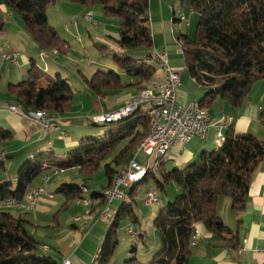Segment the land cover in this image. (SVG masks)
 <instances>
[{"label": "trees", "instance_id": "16d2710c", "mask_svg": "<svg viewBox=\"0 0 264 264\" xmlns=\"http://www.w3.org/2000/svg\"><path fill=\"white\" fill-rule=\"evenodd\" d=\"M55 1L0 0V5L19 15L24 30L40 51H48L49 55L51 50L57 54L65 49V42L48 24L46 17V9ZM66 1L86 7L99 5L107 17L118 20L119 31L115 43L120 52L114 53L113 60L123 75L135 80V83H123L122 76L114 71L96 70L90 78L81 77L93 96L104 99L128 88H135L137 93L148 89L152 91L150 83L157 80L154 79L157 67L147 64L152 57L148 0ZM180 2L197 15L195 37L184 34L177 37L187 74L196 84L207 89L196 105L206 110L216 98H220L239 108L253 84L264 80V0ZM3 28L0 10V32ZM135 50H141V56L132 55ZM7 91L27 115L44 112L56 117L68 111L73 98L72 88L66 79L56 75L53 80L43 83L42 71L33 62L27 78L17 84H9ZM143 112H146V108L142 107L112 122L123 124L101 138L82 139L73 150L61 156L53 152L33 156L19 166L14 182L0 183V264H57L50 256L38 253L37 241L26 230L28 222L21 216L14 217L3 211V204L8 200L23 201L32 182L40 175L43 177L56 171L55 175L71 169L79 174H92L112 157L105 165L107 185L101 192L89 193L91 201L99 200V204L105 205L103 191L111 188L136 147L151 131L152 120ZM112 123L96 125L89 121L93 126ZM259 123L264 128V104ZM9 136V132L0 129V141L7 140ZM263 159L264 142L250 133H236L230 125L223 141L215 149L200 152L182 169L161 172V181H156L157 186L163 190L164 185L172 183L177 188V194L171 202L159 207L153 219L158 250L148 263H140L135 258L136 244L131 241L130 257L123 264H188L197 224H202L207 232L221 239L225 247L236 249L237 237L218 216L217 203L221 197L227 198L232 213L236 216L241 214L247 205L252 176ZM160 160L158 166L163 164ZM4 170L0 161V173ZM158 173H147L142 182L148 177L154 178ZM135 186L130 187L131 190L129 188L128 197ZM82 187L87 190L85 185H60L55 194L65 198L62 207L73 200L85 199L82 197L85 195L81 192ZM125 216L137 222L132 206L120 203L97 251V264L109 262L117 245L119 222ZM141 237L137 234L139 240Z\"/></svg>", "mask_w": 264, "mask_h": 264}, {"label": "crops", "instance_id": "0c3cea01", "mask_svg": "<svg viewBox=\"0 0 264 264\" xmlns=\"http://www.w3.org/2000/svg\"><path fill=\"white\" fill-rule=\"evenodd\" d=\"M2 6L3 5H0V10L2 11L4 28L0 32V104L2 106H17L20 105V103L13 96L8 94V85L24 81L27 78V72L32 62L41 70L35 60L37 56L44 64H54L55 58L59 53L49 54L46 58L43 57L44 59H42V55L40 57V49L30 35L24 30L20 20ZM181 16L184 17L182 21L180 20ZM148 18L152 35V52H165L169 67L172 70L181 71L180 84L176 90L177 104L187 105L190 103H198L207 89L196 84L186 73L185 68H182L180 61H183V57L180 45L177 42V37L180 34L187 35L188 33L187 36L192 38L194 20L196 21L197 17L190 8L181 4L180 0H148ZM96 25L97 24L94 26ZM77 26L78 25H74V27ZM117 38L118 35H116V39ZM64 48L66 51L69 48L68 44H65ZM14 53H17L15 62L11 59ZM43 74L44 71H42V75ZM119 74L123 76L122 72ZM161 78L162 74L158 69L155 72L154 79ZM64 79L68 81L66 77H64ZM78 79L80 80V78ZM124 83L134 84L135 80L126 79ZM136 92L137 90L135 88H128L119 91L116 95L99 99L93 96L87 89L79 92L73 90V98L68 111L55 117L59 129L49 131H45L36 121L12 113L4 107H0V129L9 132L10 135L7 140L0 141V161L3 163L4 168H8L4 170V172L8 170V174L6 173L7 177L0 173V183L11 181L10 173L12 167L14 166L18 170L19 166L24 161L33 156L48 152H53L55 155H62L75 148L82 139L98 136V131L87 129L84 126V122L89 123L87 116L108 113L113 109L119 108L125 104L129 96L135 95ZM138 94L150 96L152 95V91L148 89L136 95ZM263 104L264 80L253 84L247 98L239 108H234L226 101L216 98L212 106L206 109L209 117V130L206 140H193L184 149L173 146L167 152L169 155L166 159L171 161V164L174 163L173 165H175V168L179 167L177 169H182V167L194 160L200 152L214 149L212 147L213 142L218 146L216 142L217 136L220 135L223 138L226 129L230 125L233 126L236 133H250L264 142V128L259 123V114ZM229 117H233L231 123L228 121ZM218 126L220 128H218ZM139 156L140 155L135 159ZM132 158L130 160H132ZM152 158L153 157H151V159ZM144 159L146 160V157H144ZM151 159L147 166L151 165ZM104 163L105 166L109 162L106 161ZM12 175V180L14 182L16 173L12 172ZM49 175L50 179L47 184L55 177L51 174ZM44 177L45 176H43V178ZM43 178H41L40 182L36 185H32L30 190L40 187V185L43 184ZM75 185H85L88 192L81 196L87 197L91 192H101L107 185V179L106 183L101 185L98 191L92 190L88 183H85L83 180ZM135 187H133L132 193L133 201L136 192ZM46 193H49L51 196L49 199L51 200L47 198L40 199L36 207L31 211L33 219L37 223H39V219H44V215L49 216L50 212L53 210L51 206L54 201V193L47 192V190ZM175 194H177V188L174 186L173 195ZM226 200L228 199L223 197L218 200L217 214L232 233L236 235L237 248L231 249L225 247L221 239L207 232L202 224H197L195 225V232L193 235L194 245L191 246V250L195 248V251L192 252L193 258L196 259L194 264H264V254L255 251L264 247V159L259 163L252 176L248 187V201L244 211L238 216L234 215L230 210V201ZM78 201L79 200H73L72 203H77ZM89 201L91 202L90 199ZM112 203L110 206H112ZM78 206H80V204H78ZM102 206L103 205L99 204V200H94L90 207L93 212L96 209L102 208ZM4 208L7 209L6 206H4ZM109 211L112 212L113 210L109 208ZM92 212L89 211L86 218H88ZM157 213L152 215V222ZM95 219H91V223L90 220L84 221L82 224L84 229L81 230V238L76 240L75 237H70L71 242H68L65 248H59L60 250L57 254L45 247L42 248L39 253L41 255L50 256L57 264H63L65 260H68L70 264H89L92 257L94 255L96 256L104 237L103 225L99 227L100 231H102V233H100L97 229L98 224H95ZM80 221L78 217L73 220V222L76 223ZM40 223L50 224V221L45 220ZM72 228L74 230L76 226L72 225ZM95 229L98 230V232H96L97 234L95 233ZM135 232L139 236H142L140 240L144 242L141 232ZM153 232L155 233L154 228ZM68 234L72 236L73 232ZM157 247L158 243L156 240L155 248L157 249ZM147 254H149V252L144 253V256H148ZM189 263L191 264V260Z\"/></svg>", "mask_w": 264, "mask_h": 264}, {"label": "rangeland", "instance_id": "374dc122", "mask_svg": "<svg viewBox=\"0 0 264 264\" xmlns=\"http://www.w3.org/2000/svg\"><path fill=\"white\" fill-rule=\"evenodd\" d=\"M88 13H90L92 16V20L90 22L84 21L82 19L83 16L87 15ZM13 15L17 17L20 20V23L22 24L19 15L14 13ZM195 16L197 17L196 14ZM46 17L48 24L55 29V31L58 33L59 38L64 41L65 44H68L69 48L66 51L65 49H63L64 53L61 52L58 54V56L55 58L56 60L54 64H44L38 56L36 57V62L40 66L41 70L44 71V74L42 75L43 83L47 82L48 80H53L55 76L59 74L60 76H62V78L66 77L68 79V82L72 87V91L76 90L79 92L84 89L88 90V88L83 84L81 78L82 76L90 78L96 70H101L103 72H121L117 65V62L113 60L114 53L120 52L115 43L116 35H118L119 31L118 20L114 17H107L103 13L101 6L95 5L92 7H86L76 3L68 2L66 0H57L46 9ZM196 21L194 20V25L192 29L193 35L191 37H195ZM95 24L97 25L94 26ZM74 25L78 26L74 27ZM140 51L141 50H135L131 54L134 56H141ZM39 52H43L46 57L48 56V51ZM50 53L56 54L54 50H51ZM180 63L182 65V68H185L184 60L182 62L180 61ZM147 64L155 65V67H158L156 68V70L159 69L162 74V70L158 63L147 62ZM78 78H80V80ZM126 79L128 78L124 75L121 78L123 83L126 82ZM136 94L137 92L135 93V95ZM129 98L130 96L128 97V99ZM128 99L126 101H128ZM142 107L143 109L146 108V111L150 110L149 105H143ZM94 115L97 114H92L89 116ZM83 124L87 129L99 132L98 136H94L91 138H101L108 131L116 129L123 123H112L98 126H93L85 122ZM212 147L215 149L217 145L213 142ZM168 155L169 154L166 153L165 156L161 158L160 161L163 164L158 167L155 166V161L157 160L156 157L154 155L151 156L153 157L151 159V165L147 166V168L156 169L157 171H159V173L154 178L148 177L146 181L136 185L134 201L132 200V195L129 196L130 200L132 201L133 213L138 218V221L134 223L128 216H125L120 220L118 229L116 231L117 245L107 264H123L124 260L130 257L129 251L132 246V242L126 234V231L129 228L137 232H141L144 238V242L139 240V242L136 244L135 258L138 262L148 263L157 252L158 249L155 248V244L158 236L156 233L153 232L151 217L154 213L158 212L160 206L171 202L176 196V194L173 195L174 185L172 183L164 185L163 190H160L156 183V181H161V172H168L175 168V165H173L174 163L171 164V161L166 159ZM143 156L144 155H140L137 158V162L143 163L145 161V156ZM111 159L112 157L106 159L104 162H110ZM134 160H136L135 156H133L130 162ZM104 162L102 163L100 168L92 174H79L77 170L71 169L53 175L55 177L51 180L49 184H46L47 192L54 193V201L52 202L51 206L53 210L50 212L49 216L44 215L43 220L39 219V223L35 222L31 211L23 212L15 209L3 208V211L10 213L14 217L21 216L23 219L29 222L26 224V230L37 241L38 253L42 250V248L45 247L57 254L60 250L59 248H65L66 244H68V242H71L70 237H75L76 240L81 238V230L84 229L82 224L86 220H90L91 223V219L96 218L95 224H98L97 229L100 233H102L99 227L100 225H103V234L105 235L108 230L109 224L112 221L115 212L118 210V207L121 202L114 201L112 203V206H108V209L110 208L113 211H108L109 213L108 215H106L104 212L107 206L104 204L102 208L96 209L93 212L91 210V207L86 206L82 200H79L77 203H72L71 201L67 204L66 207H62L65 202V198L60 194H55V190L60 185L77 184L81 182V180H83L85 183H88L92 190L98 191L101 185L106 183ZM12 172L17 173V168L13 166L11 169L10 182H13L12 177L14 173L12 175ZM1 173L3 176L7 177L6 173L8 174V170H6V172ZM41 178H43L42 175L38 176L32 182L31 185H36L38 182H40ZM42 185H40V187ZM125 190L127 191V193L130 191L129 188ZM148 191L156 193L158 200L161 202L160 206H149L144 203L145 194ZM43 198L46 197H42L41 199ZM85 199H89V196L85 197ZM78 204H80V206H78ZM89 211H91L92 213L88 218H86ZM76 217L80 218L81 221L78 223L73 222ZM45 220H49L50 224L40 223ZM72 225H75L76 229L73 230ZM97 229H95V233L98 232ZM71 232H73L72 236L68 234ZM194 251L195 248H192L189 259V261L191 260V264H194L196 261V259L193 258L192 255V252ZM148 252V256H144V253ZM95 259L96 256L94 255L89 264H97ZM188 264L190 263L188 262Z\"/></svg>", "mask_w": 264, "mask_h": 264}, {"label": "built area", "instance_id": "2783aa9c", "mask_svg": "<svg viewBox=\"0 0 264 264\" xmlns=\"http://www.w3.org/2000/svg\"><path fill=\"white\" fill-rule=\"evenodd\" d=\"M83 19L90 22L91 14L88 13L83 17ZM180 20H184V17L181 16ZM16 56L17 53L12 55V61L15 62ZM149 59L151 62H159L162 66V78L157 79L156 84H154L155 89H158V96L133 97L129 101H126L122 107L111 112L87 116L88 122L91 119L103 118L105 116H119L124 111L131 110L133 107H138L139 104H153V111H160L159 128L156 129L153 136L146 142V145L143 146L140 153V155H144L146 157L145 162L139 163L137 162V159L134 160L128 171L121 175L120 183L114 191L113 199H110V204L114 201H119L121 203H128L132 206V202L122 200V188L127 185L129 180H131V178H133L139 170L147 168L153 152H168L173 146L184 149L193 140L205 141L208 136L209 117L207 110L206 113H195L192 110V103L179 105L176 102V90L180 84L181 71L172 70L169 67L165 52L153 51L152 57ZM0 107H4L12 113L36 121L45 131L59 129L56 123L57 120H53L51 118L42 119L36 117V115L35 117H27V113H22L21 109L15 105L2 106L0 104ZM152 112L143 113L151 114ZM228 121L231 123L233 121V117H229ZM218 128L220 127L218 126ZM55 172L56 171L51 173V175H54ZM49 179L50 175H46L43 178V185L30 190L23 201L16 202L14 200H8L3 205H12L13 208L18 211H32L42 197L49 199V193H46V184ZM82 188L86 190V188ZM92 203L93 201L84 202V204L88 207H90ZM144 203L149 206H160V201L158 200L156 193L150 191L145 194ZM108 211L109 210H105L106 215H108ZM133 232L134 231L131 228L127 230L130 240L134 244H137L139 239H133ZM192 245H194V241H192ZM255 251L264 254V247ZM63 264H70V262L65 260Z\"/></svg>", "mask_w": 264, "mask_h": 264}, {"label": "bare ground", "instance_id": "6f19581e", "mask_svg": "<svg viewBox=\"0 0 264 264\" xmlns=\"http://www.w3.org/2000/svg\"><path fill=\"white\" fill-rule=\"evenodd\" d=\"M41 55L44 58L46 57V55L43 54V53H41ZM156 63H158L160 68L162 69L161 64L159 62H156ZM156 81H153V82L150 83V86L152 88V95H150V96H158V89H155V85H154V84H156ZM150 96H144L142 94H138V95L130 97V99L133 98V97H150ZM143 105H149L150 106V110H148L146 112H152L153 111V104H139L138 107H133V109H131V110L124 111L119 116H105L103 118L91 119L90 122L93 123V124H96V125L97 124H105V123L116 122V121H119V120L123 119L126 116H129V115L133 114L138 109H140ZM18 108L21 109L20 107H18ZM192 110L195 113H206V110L198 108V106L196 104H192ZM21 112L25 113V112L22 111V109H21ZM35 115L38 118H42V119L51 118V119L55 120V117H53V116H51V115H49L47 113H44V112L32 113L30 115H27V117H35ZM146 115L148 117H150L151 120H152V128H151V131L149 132V134L136 147V149L134 151L135 152L134 153L135 158L138 155H140L143 146L146 145V142L153 136V134L155 133L156 129L159 128L160 111H153L151 114L146 113ZM208 130H209V124H208ZM222 141H223V138L220 135H218L217 136V140H216L217 144L219 145ZM166 153L167 152H153L151 154V156L154 155L156 157V159H157L155 161V166L156 167L158 166L157 165L158 164V160L161 159ZM131 164H133V161H131V162L129 161L123 167V169L119 172L118 176L116 177V179H115L113 185L111 186V188H109L108 190H106L104 192L105 203H106V206H107L106 210H109L108 206H110V199H113V194H114V191L116 190L118 184L120 183L121 175L128 171V169L130 168ZM147 173L156 174L157 170L156 169H148V168H143V169L139 170L137 172V174L133 178H131V180H129L127 185L122 188V200L130 202L129 197H128V193H127V191L125 189L130 188V187H132L134 185H137V184L141 183L142 180L144 179V177L147 175ZM81 192H82V194H86L87 190H84L83 188H81ZM49 198H51L50 195H49ZM82 201L83 202H90L89 199H83ZM5 206H6L7 209H14L12 205H5ZM133 239H138L137 238V234L135 232H133Z\"/></svg>", "mask_w": 264, "mask_h": 264}]
</instances>
